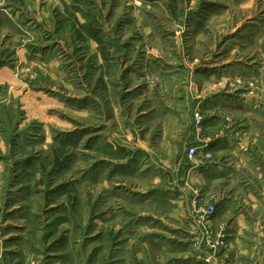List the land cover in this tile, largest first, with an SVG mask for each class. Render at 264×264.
Returning a JSON list of instances; mask_svg holds the SVG:
<instances>
[{
    "label": "rangeland",
    "instance_id": "obj_1",
    "mask_svg": "<svg viewBox=\"0 0 264 264\" xmlns=\"http://www.w3.org/2000/svg\"><path fill=\"white\" fill-rule=\"evenodd\" d=\"M216 136L252 155L185 159ZM207 161L246 183L177 168ZM263 247L264 0H0V264H264Z\"/></svg>",
    "mask_w": 264,
    "mask_h": 264
},
{
    "label": "crops",
    "instance_id": "obj_2",
    "mask_svg": "<svg viewBox=\"0 0 264 264\" xmlns=\"http://www.w3.org/2000/svg\"><path fill=\"white\" fill-rule=\"evenodd\" d=\"M243 108H244L243 105H241L239 110H242ZM237 110H238V107H237ZM171 114H172L171 117L169 119H167V121H166V123H167L166 128H168V131L166 134L168 135L171 133V135H170L171 137H169V138L162 137L163 140L166 141L167 143H169V142L172 143L175 140L180 139V131L183 129L180 126V118H181L180 115L173 114V113H171ZM155 115H156V113H155ZM156 118H157V115H156ZM183 121H184V119H183ZM189 121H194V120L192 118H190L187 120V123H189ZM168 123H170V125ZM187 125H189V124H187ZM210 126H212V125H210ZM209 128L211 129L212 127H204V131L206 132ZM189 130H192L194 132L193 125L188 126L187 135L184 137H181L182 142L188 141L189 144L192 142L195 143V141L197 140L195 138V135H197L198 133L197 132H196V134L193 133L194 138H192V136L190 137V131ZM241 132H242V129H241ZM223 133H224V131L221 132V134H223ZM220 138H218V136L213 137V138H208L204 142L203 146L206 147V150L210 153H211V151L221 150V151H219L220 154L230 155L231 158H235V159H237L238 157L247 158V156L252 155L250 150H247L246 151L247 154H246V153H244V151H242V149H239L238 146H237V148H234V149H223L222 150L221 149L222 146L218 143L220 141ZM187 148L185 149L184 153L185 152L187 153ZM186 153L184 154L185 159H186ZM208 164L209 163H206V165L200 166V167L195 169L193 166H192V168L189 165H187L185 167V166H182V163H177V168H179V169L182 168L183 172H184L183 174H185V176L187 175L188 177H192V178L198 177L199 180L200 179L205 180V182H208L211 184L223 183L224 185H231V186L236 185V186L241 187V185H240L241 183H246V179L241 180L239 177V173L234 168L229 169V167L227 165H224V163H223L224 167L222 165H217V162H215L214 164H210L209 166H208ZM253 167L254 166L248 165L246 168H248L249 171H251L253 169ZM222 200L226 202L225 206L227 208H228V206H232V205L235 206V202L238 200V195L226 193V191H225L223 193ZM237 248L238 249H236V253L241 254L242 247H237ZM227 250H228V247H227ZM228 252L230 253V249L228 250ZM251 253H254V252H251ZM260 253L261 254L264 253V247L261 248V251H259V255H260ZM232 261H233V259H232ZM195 262L196 263H194V264H198L197 261H195Z\"/></svg>",
    "mask_w": 264,
    "mask_h": 264
},
{
    "label": "built area",
    "instance_id": "obj_3",
    "mask_svg": "<svg viewBox=\"0 0 264 264\" xmlns=\"http://www.w3.org/2000/svg\"><path fill=\"white\" fill-rule=\"evenodd\" d=\"M198 157L204 158L206 160L210 159L212 157V154L206 150V147H190L186 153V158L193 162V160L197 159ZM211 162V160H210ZM206 163H209L208 161ZM211 204L210 207L204 210L202 213L201 218L205 221L210 220L211 215L215 212L216 206L219 200V196L217 194L210 195ZM207 264H213V262L208 258L206 260Z\"/></svg>",
    "mask_w": 264,
    "mask_h": 264
}]
</instances>
